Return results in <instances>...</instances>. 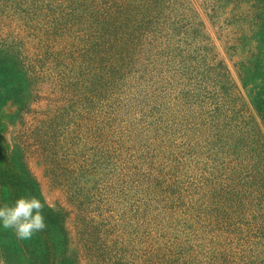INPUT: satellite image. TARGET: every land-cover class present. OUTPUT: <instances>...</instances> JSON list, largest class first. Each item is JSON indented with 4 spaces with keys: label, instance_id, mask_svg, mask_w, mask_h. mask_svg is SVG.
Instances as JSON below:
<instances>
[{
    "label": "rangeland",
    "instance_id": "374dc122",
    "mask_svg": "<svg viewBox=\"0 0 264 264\" xmlns=\"http://www.w3.org/2000/svg\"><path fill=\"white\" fill-rule=\"evenodd\" d=\"M257 1L0 5V161L64 215L54 264H264ZM39 242L0 229V264Z\"/></svg>",
    "mask_w": 264,
    "mask_h": 264
},
{
    "label": "trees",
    "instance_id": "16d2710c",
    "mask_svg": "<svg viewBox=\"0 0 264 264\" xmlns=\"http://www.w3.org/2000/svg\"><path fill=\"white\" fill-rule=\"evenodd\" d=\"M6 1V2H5ZM129 1V0H128ZM131 1V0H130ZM47 3L48 5V0H0V5L5 3L6 6L8 5L10 11L15 14L20 16L21 13L26 12V9L31 7L32 5H34V7H36V13L39 14L40 9L42 8V5H44V3ZM137 3V2H135ZM257 3H261V9L264 11V0H260L257 1ZM49 6V5H48ZM1 7V6H0ZM125 13H126V9L125 7H123ZM32 10V9H31ZM30 10V11H31ZM31 15L33 18L37 17L36 14H32ZM56 22V21H55ZM55 22H53L52 26L50 27V29H53L55 27ZM111 30L109 31V33H113V32H120L121 29L126 28L127 24L125 22H121V21H114L111 23ZM53 32V30H51L50 32L47 31L44 33L45 35V40L48 43V36H51V33ZM122 34L128 35L127 30L122 31ZM116 38H112V42L114 43V40ZM86 46H77V47H67L66 53L72 57L75 56V54H79L82 53V56H85V53L87 51ZM85 48V49H84ZM65 53V51H64ZM67 67V66H66ZM65 67V68H66ZM80 68V67H79ZM64 70V68H63ZM62 69L58 68V80L61 84H63V79L67 80V75L66 72H64ZM71 68L68 70L70 71ZM72 72H74L75 76L76 74V70L74 68H72ZM74 82L78 83L75 79ZM255 108L257 110V112L259 113L261 119L263 120V125H264V92L263 91H259L257 92L255 99ZM264 146V145H263ZM264 149V148H263ZM1 161H0V182L4 183L9 191V200L8 202H6L5 200H3L0 197V204H4V203H11L14 202L15 199L21 195H25V194H33L36 196V191L34 188V182L28 178V177H24L22 176L18 171H11L8 169L9 166H4L1 165ZM44 215L46 218V223H47V227L46 229H44L43 231L38 232V237L40 238V242H39V246L38 249L35 250V252H32V256L33 259L35 261V263L37 264H54L55 261L54 259V255L52 254L54 251V248L51 249V234L52 232H61L62 237L64 238V242L62 243V246L66 244L67 241V231L65 230L64 227V215L60 213V211L58 210H52L50 207L48 208L47 206H45L44 208ZM54 246V245H53ZM97 248V247H96ZM91 249V248H90ZM52 250V251H51ZM92 262L94 257H90Z\"/></svg>",
    "mask_w": 264,
    "mask_h": 264
},
{
    "label": "clouds",
    "instance_id": "9594fccd",
    "mask_svg": "<svg viewBox=\"0 0 264 264\" xmlns=\"http://www.w3.org/2000/svg\"><path fill=\"white\" fill-rule=\"evenodd\" d=\"M47 200L35 195L25 194L14 202L0 204V229H12L21 239H31L35 233L47 227L44 208ZM52 208L51 204L47 205Z\"/></svg>",
    "mask_w": 264,
    "mask_h": 264
}]
</instances>
